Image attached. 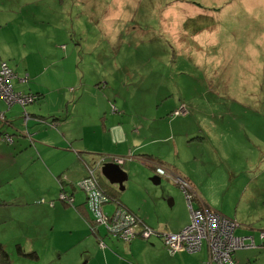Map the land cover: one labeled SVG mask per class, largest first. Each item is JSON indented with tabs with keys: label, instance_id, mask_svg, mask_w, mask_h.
Returning a JSON list of instances; mask_svg holds the SVG:
<instances>
[{
	"label": "rangeland",
	"instance_id": "obj_1",
	"mask_svg": "<svg viewBox=\"0 0 264 264\" xmlns=\"http://www.w3.org/2000/svg\"><path fill=\"white\" fill-rule=\"evenodd\" d=\"M2 61L24 79L12 80L15 90L35 96L24 105H7L0 98L1 127L8 123L5 112L16 116L12 123L23 133L27 117H33L26 111L44 114L53 131L61 135L64 130L71 140L60 149L74 156L78 149L101 147L100 155L106 156L101 165L112 155L131 162L123 196L143 205L142 187L152 208L163 198L173 210L170 223L185 209L190 221L189 201L197 204L200 197L240 223L218 210L221 204L235 206L228 207L220 190L264 174V0H0ZM135 124L140 132L131 133ZM7 126L0 138L11 142L16 137ZM146 135L154 139V149L176 143L177 152L163 151V160L188 187L169 175L154 184V168L147 173L151 187L142 185V168L153 163L126 148ZM43 139L55 136L47 132ZM112 201L104 204L105 212L114 211ZM250 205L255 211L253 201ZM62 217L52 243L56 251L51 244L41 245L46 253L40 256L11 250L9 264H60L62 258L103 264L99 252L89 262L86 252L85 258L79 256L83 245L75 239L83 223L70 211ZM252 227L255 231L245 235L261 238L264 227ZM98 228L107 243L105 225Z\"/></svg>",
	"mask_w": 264,
	"mask_h": 264
},
{
	"label": "crops",
	"instance_id": "obj_2",
	"mask_svg": "<svg viewBox=\"0 0 264 264\" xmlns=\"http://www.w3.org/2000/svg\"><path fill=\"white\" fill-rule=\"evenodd\" d=\"M13 85L15 86L16 82ZM26 112L33 116L26 119V128L30 133L28 131L20 132L12 123L16 116L5 112L8 123H4L3 127L8 125L6 129L16 139L6 142L0 138V244L8 255L13 250V254L31 253L40 256L41 251L46 253V249L41 245L50 246L49 244L56 251L58 247L52 245L55 243V233L63 219V213L70 211L77 220L83 223V231L75 241H79L83 245L79 256L83 257L82 253L85 252L88 255L86 258L83 257L84 261L89 262V258L99 252L103 264H216L209 261L208 249L205 245L193 252L181 249L170 253L162 238L156 234L147 238L135 237L129 242L123 241L124 244L121 243L122 240L108 235L111 237L106 238L108 244L104 241L105 247H97V234L90 233L87 228L86 221H89V212L86 195L84 191L77 189L71 181L84 176L87 165L99 160L98 156L102 152L101 147H97V151L78 149L73 156L67 149L59 148L62 145L67 146L69 142L71 144V140L64 130L60 135L53 131L44 120L46 115L29 110ZM35 116L39 119H36ZM1 125L0 123V132L3 129ZM20 127L24 128L23 125ZM47 132L53 133L55 140H44L43 136ZM135 132H140L137 124L131 128V133ZM144 137L143 142L139 144L128 142L131 147H127L126 151L141 155V159L145 162L141 161L144 163L152 161L168 168L169 162L163 160V151L171 152L173 147L177 152L176 143L173 145L159 144L157 149H154V143H152L154 139H149L150 137L147 135ZM166 138L167 136L162 140L164 141ZM172 139L176 140L174 137ZM113 152L118 151L114 149ZM125 162L122 160L121 163H118L119 168L125 172L122 188L117 182H110L109 178L101 171L102 165H99L97 178L106 193L115 196L120 203L137 214L144 223L160 231H177L186 225L189 221V211L185 209L177 221L170 223L167 219L172 216L173 210H168L163 198H159L156 203L150 201L152 204L158 205V208H152L146 202L148 200L144 196L142 187L139 189L142 193L143 205L123 196L124 182L128 178L132 166L131 162ZM149 166L151 168L143 166V175L139 179L142 185L147 188L151 187L147 180L148 169L154 168L153 164ZM73 171L76 172L73 173ZM154 172L151 177L152 182L160 184L163 175L158 174L155 168ZM63 173L67 175L66 179L62 178ZM183 176L187 177L186 174ZM233 186L229 191L220 190V192L225 193L228 207L232 204L235 206L227 208L221 204L218 210L240 221L235 229L238 234L254 232L255 228L252 226L264 227V174L257 180L240 179ZM60 189L71 195L70 203L57 197ZM41 197L44 198V201L40 200ZM201 198H197V204L192 203V205L207 204ZM113 199L111 197L110 200ZM173 199L172 197L168 198L169 206L173 204ZM49 200H52L53 203L50 204ZM251 201L256 206L255 211H251L253 207L250 205ZM112 202L116 203L115 200ZM244 210L250 211V214L244 213ZM167 213L169 215H166ZM70 234H72V230ZM255 243L253 246L236 249L232 255L233 260L229 264H264V238L256 236ZM70 245L66 243L67 248ZM84 245H92V247L87 250ZM60 264L76 263L71 259L62 258Z\"/></svg>",
	"mask_w": 264,
	"mask_h": 264
},
{
	"label": "built area",
	"instance_id": "obj_3",
	"mask_svg": "<svg viewBox=\"0 0 264 264\" xmlns=\"http://www.w3.org/2000/svg\"><path fill=\"white\" fill-rule=\"evenodd\" d=\"M24 80L17 73L7 66V62H0V98L7 105L17 101L24 105L35 95L32 92L15 90L12 80ZM178 112V111H176ZM3 111L0 110V118ZM6 140H10L8 134H3ZM93 164L87 165V175L79 179L75 186L81 188L86 195V205L88 212L92 211L94 218H89L90 229L100 235L98 225H105L107 234L125 242H129L135 237L147 238L152 234L159 235L164 241L170 253L184 249L189 252L199 250L203 245L208 249L209 261L216 264H229L233 260V253L236 249L255 245L253 235L238 234L235 232L238 223L232 218L210 208L207 204L190 206V221L177 231L155 230L144 223L133 211L127 209L120 203L115 204L112 213L104 211V204L108 201L97 178L98 168L105 156ZM123 157L112 155V162L121 163ZM154 168L161 175L171 176L182 188L188 187L186 179L172 174L161 164L153 162ZM58 198L71 202V195L61 189ZM53 202H50L52 204ZM260 237L264 238V230L260 231ZM100 247H105L106 243L101 235L98 237Z\"/></svg>",
	"mask_w": 264,
	"mask_h": 264
},
{
	"label": "water",
	"instance_id": "obj_4",
	"mask_svg": "<svg viewBox=\"0 0 264 264\" xmlns=\"http://www.w3.org/2000/svg\"><path fill=\"white\" fill-rule=\"evenodd\" d=\"M101 171L109 178L110 182H117L119 187L122 188L125 172L119 168L118 163L112 161L103 162Z\"/></svg>",
	"mask_w": 264,
	"mask_h": 264
},
{
	"label": "trees",
	"instance_id": "obj_5",
	"mask_svg": "<svg viewBox=\"0 0 264 264\" xmlns=\"http://www.w3.org/2000/svg\"><path fill=\"white\" fill-rule=\"evenodd\" d=\"M98 157H103V156L100 155V156H98ZM105 157H106V156H105ZM151 163H153V162L151 161ZM92 164H93V163H92ZM157 164H158V163H157ZM153 166H154V165H153ZM98 182H99V181H98ZM99 184H100V186H101L103 192L105 193V195H106L108 201L111 199V197H113V198H114L113 200H115L116 203H120V201H118V199H116L115 196L108 195V194L106 193V191L103 189L101 183H99ZM110 196H111V197H110ZM63 201L70 203V201H68V200H63ZM120 204H122V203H120ZM122 205H123V204H122ZM123 206L126 207L125 205H123ZM126 208H127V207H126ZM127 209H128V208H127ZM0 261H1V262H0L1 264H9V262H8V253H7V251L4 249V247H3L1 244H0Z\"/></svg>",
	"mask_w": 264,
	"mask_h": 264
}]
</instances>
